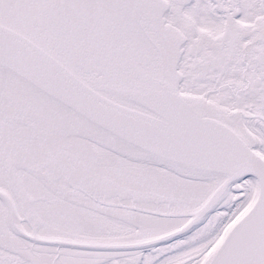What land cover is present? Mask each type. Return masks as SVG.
<instances>
[{
  "label": "snow or ice",
  "instance_id": "1",
  "mask_svg": "<svg viewBox=\"0 0 264 264\" xmlns=\"http://www.w3.org/2000/svg\"><path fill=\"white\" fill-rule=\"evenodd\" d=\"M0 264H264V0H0Z\"/></svg>",
  "mask_w": 264,
  "mask_h": 264
}]
</instances>
